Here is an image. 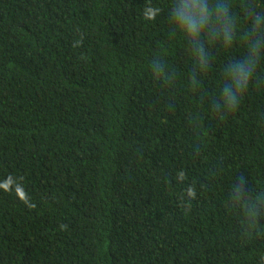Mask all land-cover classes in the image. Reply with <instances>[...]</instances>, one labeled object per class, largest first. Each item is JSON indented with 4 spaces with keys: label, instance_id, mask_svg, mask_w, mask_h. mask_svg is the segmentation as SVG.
Instances as JSON below:
<instances>
[{
    "label": "trees",
    "instance_id": "1",
    "mask_svg": "<svg viewBox=\"0 0 264 264\" xmlns=\"http://www.w3.org/2000/svg\"><path fill=\"white\" fill-rule=\"evenodd\" d=\"M169 4L0 0V264H264V61L218 115L246 48L214 46L193 90Z\"/></svg>",
    "mask_w": 264,
    "mask_h": 264
},
{
    "label": "clouds",
    "instance_id": "2",
    "mask_svg": "<svg viewBox=\"0 0 264 264\" xmlns=\"http://www.w3.org/2000/svg\"><path fill=\"white\" fill-rule=\"evenodd\" d=\"M160 13L161 8L151 2L143 9L147 21H154ZM241 23L247 25L242 34ZM168 24L169 37L179 36L190 54L193 67L189 81L193 90L202 86L201 76L212 66L214 46L230 49L238 37L243 42L246 55L225 64L218 100L212 105L218 115L235 111L253 83L257 84L264 61V11L259 10L257 0H170ZM149 67L158 82H171L174 73L162 56L154 57ZM178 178L184 180L185 174L178 173ZM235 191L239 198L245 196L242 183L235 185ZM186 194L194 199L195 187L189 186ZM246 210L249 215H257L254 207Z\"/></svg>",
    "mask_w": 264,
    "mask_h": 264
}]
</instances>
